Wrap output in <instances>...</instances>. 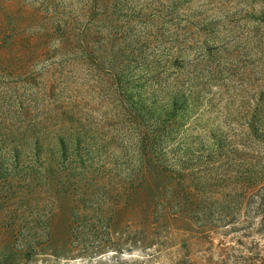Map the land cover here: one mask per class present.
<instances>
[{
	"label": "rangeland",
	"instance_id": "rangeland-1",
	"mask_svg": "<svg viewBox=\"0 0 264 264\" xmlns=\"http://www.w3.org/2000/svg\"><path fill=\"white\" fill-rule=\"evenodd\" d=\"M0 264H264V0H0Z\"/></svg>",
	"mask_w": 264,
	"mask_h": 264
},
{
	"label": "trees",
	"instance_id": "trees-1",
	"mask_svg": "<svg viewBox=\"0 0 264 264\" xmlns=\"http://www.w3.org/2000/svg\"><path fill=\"white\" fill-rule=\"evenodd\" d=\"M28 249H30V247H28Z\"/></svg>",
	"mask_w": 264,
	"mask_h": 264
}]
</instances>
